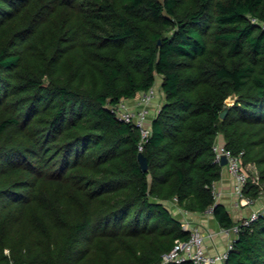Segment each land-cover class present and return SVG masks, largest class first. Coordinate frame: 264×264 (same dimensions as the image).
<instances>
[{"label":"trees","instance_id":"obj_1","mask_svg":"<svg viewBox=\"0 0 264 264\" xmlns=\"http://www.w3.org/2000/svg\"><path fill=\"white\" fill-rule=\"evenodd\" d=\"M262 24L264 0H0V264H192L162 262L189 235L170 199L238 223L211 191L213 144L255 166L256 196ZM157 75L143 170L139 129L114 108ZM222 264H264V214Z\"/></svg>","mask_w":264,"mask_h":264},{"label":"built area","instance_id":"obj_2","mask_svg":"<svg viewBox=\"0 0 264 264\" xmlns=\"http://www.w3.org/2000/svg\"><path fill=\"white\" fill-rule=\"evenodd\" d=\"M264 27V24H262ZM156 88L150 87L145 91L139 92L135 97L129 99H121L115 106V113L127 122L133 123L138 127L140 132V140L137 143L138 150L141 151L143 142L149 134L150 126L148 124V117L152 111V104L156 95ZM214 160L218 163L221 161L222 155L227 157L224 164L226 170L232 179V189L234 194L239 198L240 204L253 205L258 202V205L250 211L247 216L242 217L238 223L230 228L221 227L218 232L230 231L237 234L240 225H248L251 221L256 219L259 215L264 214V188H261L257 196H250L245 194L244 190L247 188L248 172L247 165H243L240 159V154L233 153L226 148L223 143L216 141L213 144ZM258 175L253 178L257 181ZM213 196L217 199L219 191L216 183L211 189ZM207 211L211 212V209ZM183 227L189 230V235L185 239H176L171 249L163 255L162 262L180 263L184 260H190L192 264H222L228 255V250L232 248L233 238H231L226 248L222 251L210 252L206 247V235L202 232L199 226L182 222ZM8 253V249L5 248ZM10 264H15L10 261Z\"/></svg>","mask_w":264,"mask_h":264},{"label":"crops","instance_id":"obj_3","mask_svg":"<svg viewBox=\"0 0 264 264\" xmlns=\"http://www.w3.org/2000/svg\"><path fill=\"white\" fill-rule=\"evenodd\" d=\"M158 96L162 94L161 91V77L158 79ZM163 95V94H162ZM159 103L157 100L153 101L152 110L153 112L158 109ZM219 142H223V138L219 135ZM249 165H247V169ZM255 167V166H254ZM256 170V168H255ZM257 173V171H256ZM257 176V174L255 175ZM216 187L219 191L217 201L221 202L229 212L234 222L240 220L242 217L247 216L252 209H254L258 202L253 205L240 204L239 198L234 194L232 189V179L226 170V166L222 165L221 177L215 182ZM176 204V203H175ZM178 205V204H176ZM179 207V206H178ZM181 208V207H180ZM174 213V211H173ZM182 222H188V224L197 225L200 227L202 232L206 235V247L210 252L222 251L226 248L228 241L235 237V234L230 231L218 232L221 226L214 218L210 211H188L181 208L180 215L177 216Z\"/></svg>","mask_w":264,"mask_h":264},{"label":"rangeland","instance_id":"obj_4","mask_svg":"<svg viewBox=\"0 0 264 264\" xmlns=\"http://www.w3.org/2000/svg\"><path fill=\"white\" fill-rule=\"evenodd\" d=\"M160 78V76L159 75H157L156 76V81H155V84H154V87L156 88V95H155V98H154V101H158L159 103H161L162 101H163V95L162 94H160L159 96H158V79ZM159 92H160V90H159ZM228 101H232V97H231V100H229L228 99ZM153 111V110H152ZM248 168L249 169H247V172L250 174V176L252 177V178H255L256 176V170H255V167H254V165L253 164H251V163H249V166H248ZM260 190H261V188H260ZM259 190V191H260ZM259 194V193H258ZM257 194V195H258ZM256 195V196H257ZM165 203L166 204H168V206L170 207V209L172 210V212L174 211V214L176 215V216H178V215H180V211H181V208H180V206L179 205H176L177 204V202L174 200V199H170V200H166L165 201ZM176 203V204H175ZM179 206V207H178Z\"/></svg>","mask_w":264,"mask_h":264},{"label":"water","instance_id":"obj_5","mask_svg":"<svg viewBox=\"0 0 264 264\" xmlns=\"http://www.w3.org/2000/svg\"><path fill=\"white\" fill-rule=\"evenodd\" d=\"M228 99L231 100V97H229ZM228 99H227V101H228ZM228 102H230V101H228ZM225 113H226V110H223L220 113V116L223 117L225 115ZM137 158H138V161H139L141 168L143 170H146L148 167L147 157L141 151H139L137 154ZM226 161H227V157L225 155H222L220 164L224 165L226 163Z\"/></svg>","mask_w":264,"mask_h":264}]
</instances>
